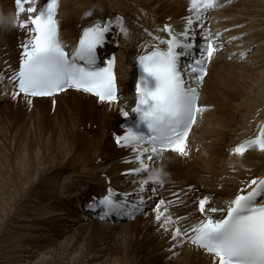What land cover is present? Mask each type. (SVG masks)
<instances>
[{
  "label": "bare ground",
  "instance_id": "obj_1",
  "mask_svg": "<svg viewBox=\"0 0 264 264\" xmlns=\"http://www.w3.org/2000/svg\"><path fill=\"white\" fill-rule=\"evenodd\" d=\"M3 1L0 0L4 22L2 23V48L8 45L6 38L10 32L6 29V22L11 18L10 14L12 15ZM191 4L192 0H62L60 17L63 19V37L70 41L73 36L78 35V25L87 23L82 20V16L89 9H95V16L103 17L122 11L134 22L153 27L158 22L163 23L160 21L162 16L174 25L181 23L182 17L185 16ZM241 7L243 10L240 11ZM175 8L176 11H174ZM216 19L223 28L246 25L237 32H243L246 35L244 42L247 49H253V51L249 60L241 64L244 66L241 72H228L225 69L219 72L218 80L213 85L209 84V79L214 71L209 73L203 88L202 99H207L213 109L207 112L197 125L199 127L204 119L207 120V123L204 122L207 128L203 130L205 134L199 145L200 149L191 157L190 155L185 157L182 164H178L177 176L172 177L176 180L170 178L168 182L169 188L185 186V182L180 177V168L185 167L195 176L201 187L207 191L216 192L219 196L217 204L221 205L223 202L232 200L244 183L247 184L251 179L264 175V152L252 150L245 153L243 157L232 155L231 150L227 152L231 146L251 135L256 124L264 119V0H241L218 12ZM164 22H166L165 19ZM141 34L137 35L138 40ZM9 44H12V48L9 47L8 51L14 52L11 39ZM134 47V40L126 45L127 50ZM123 58L119 60L117 70L124 100L128 101L134 97L136 74L131 58L126 55ZM14 92L16 91L9 89L0 77L1 120L6 113L9 114L7 110L11 109L13 112L21 110L22 103H28L29 99L36 105L35 109L32 107L33 111L40 112L39 103L44 104L47 101L60 100L69 96V101L66 99L64 104L60 105L61 108L56 109L58 113H64L69 122L72 121L71 126L74 131L81 129L87 132L101 129L103 131L102 133L99 131L98 135L89 132L90 135L88 134L84 141L88 143V146L93 147L91 154H96V157L89 156L84 149L83 152L80 150L82 142L76 134V151H71L63 158L28 156L19 161L18 167H10L9 171L12 172L10 180L0 181L2 191H0V256L4 255L8 264H68L67 261H74V264H147L143 261L144 255L141 256L140 253L132 255L128 253L129 257H127V251L124 248L123 252L121 249L122 253L114 252L109 255L110 239L114 236L108 235L98 240L102 242L100 246L92 245L93 238L99 236L97 233H89L94 223L79 225L80 222L85 221L95 222L89 220L79 208L91 201V198H88L83 203L84 194L89 191H94L93 195L105 194L108 181L121 189L136 187L132 186V179L121 175L132 168L131 165L122 163L129 152L116 149V145H113V153H108L104 151L105 146H103L106 138L104 132L108 130V127L122 131L118 133L122 135L131 126L128 122L129 118L123 115L125 110L120 105L118 108V105L101 102L96 98L72 91H66L55 98L48 99L25 98L21 94L14 98ZM25 106L28 105H24V109L26 108V114H29L28 110L31 106ZM119 118L122 120L120 124L116 122ZM197 127L194 129L193 138ZM208 141H210L209 144ZM174 155L172 153L166 155L163 165H167L168 161L177 163L178 160ZM83 159L92 163L90 169L82 170L86 168L84 166L81 169ZM100 159L101 162H99ZM2 161L0 160L1 166L5 164L4 162L2 164ZM7 176L8 174L6 178ZM220 186H222L221 191H216ZM35 201L41 203L36 204ZM46 207L49 212H46ZM70 208L73 210L72 216ZM155 208L149 215L142 216L136 221L144 219L140 231L142 235L139 238L145 236L147 240L153 242L152 244L158 246V252L161 254L158 256L159 259L156 258L159 263L215 264V259L204 251L186 246L179 238L173 239L175 228L168 224V230H165L164 213L161 212L163 217L157 221ZM191 210L192 222H195L199 215L195 214V210ZM131 224H125L122 227L96 222V225L107 228L112 233L120 229L125 230L132 226ZM12 229L18 231L12 233ZM19 231L25 235L19 237L22 235ZM64 235L69 236L65 239L61 238ZM128 238L129 234L124 233L123 243L128 244ZM42 245H47V248L43 249L44 251L48 249L47 253L41 252ZM154 253L153 256H155ZM41 255H43L42 258H40ZM35 258L41 259L42 262H33ZM157 259L154 261L152 259L151 262L155 263Z\"/></svg>",
  "mask_w": 264,
  "mask_h": 264
},
{
  "label": "snow or ice",
  "instance_id": "obj_2",
  "mask_svg": "<svg viewBox=\"0 0 264 264\" xmlns=\"http://www.w3.org/2000/svg\"><path fill=\"white\" fill-rule=\"evenodd\" d=\"M33 3L34 0H16L17 16L25 11L36 15H29L27 20L18 22L20 28L28 29L30 39L22 45L23 59L19 71L12 77L18 88L13 93L14 98L20 94L25 98L55 96L75 89L91 93L101 102L119 103L113 71L115 57L101 67L97 55V48L103 45L106 33L110 31V22L88 27L78 45L66 50L67 46L59 39V22L55 18L59 0H48L38 12L35 7H24ZM216 6L217 0H192L190 11L196 12L199 18ZM116 19L121 33L127 37L128 30L124 27L123 18ZM192 26L193 20L189 17L188 27L178 36L171 26L166 25L162 30L168 33L169 39L159 41L167 45L166 50L156 48L138 57L144 75L136 85L137 101L131 109L136 118L124 135L116 137L117 144L132 146L136 153L135 162L139 167L131 169L130 173L141 177L139 191L135 194L139 200L138 206L145 202L142 194L148 190L146 185L151 182L153 186H163L164 182L159 176H151L155 161L162 159L165 151L188 155L187 137L198 114L206 111L199 105L198 88L208 74L207 65L224 45L216 44L210 33L205 34V44L199 58L187 65L189 79L186 80L180 59L196 48ZM28 103L31 104L30 99ZM123 115L127 118L129 113L124 111ZM254 147L264 152V129L255 139L234 148L233 153L243 157ZM262 197L264 178L251 179L245 188L240 189V194L222 208L210 206L212 201L204 197L199 201V212L205 214L204 218L191 227L190 233L175 227L173 239L187 236L193 245L215 257V264H264V203L259 202ZM159 203L163 205L165 202L161 200ZM98 205L105 216L123 207L112 189L98 201ZM155 211L156 220L160 221L159 205ZM214 213L223 215L213 218L211 214ZM170 223L176 224L177 221L164 215L165 230H168Z\"/></svg>",
  "mask_w": 264,
  "mask_h": 264
},
{
  "label": "rangeland",
  "instance_id": "obj_3",
  "mask_svg": "<svg viewBox=\"0 0 264 264\" xmlns=\"http://www.w3.org/2000/svg\"><path fill=\"white\" fill-rule=\"evenodd\" d=\"M3 2L6 3L7 8H9L11 11V9H12V7L10 6L11 0H4ZM249 5H250V3H249ZM241 10H243L242 7L240 8V11ZM174 11H176V8ZM174 11H172V12H174ZM10 13H12V11ZM10 16H12V15L10 14ZM13 16H14V13H13ZM164 19L167 20L164 16H162L160 18L161 21H163ZM7 22H6V24H7V27L9 29L10 33L7 35L6 40L8 41L7 42L8 45L7 44L6 45L8 47L12 48V44H9V40L10 39L13 40L14 33L12 32L13 30H10V19L7 20ZM67 26L69 27V25H67ZM16 40H17V38L15 39V46H16ZM220 61H221V59H220ZM229 62H231V61H229ZM243 68H244V66L236 65V64H230L229 65L227 62L223 63V66H221L219 63H217L215 68H213V70L211 69V71H214L213 72L214 74L212 73L213 76L210 78V85H213L214 82H217V80H218L217 76H218L219 72L224 71L225 69H227L228 72H235V71L241 72L243 70ZM68 97L69 96H67L66 98L64 97L60 100H55V101H49V102L47 101L44 104L39 103L40 104L39 108L41 109L40 112H34L33 111L32 107L35 109V106H36V105H34V102H31V104L22 103L23 108H21V110L20 109L16 110V112H15V110H14V112H13V110L11 111V109L7 110L9 112V114L6 113L3 116V120L0 119V160L1 161L3 160L1 162L2 164L5 163L2 166L0 165L1 166L0 167V181L10 180L9 177L12 175V172L9 171L10 167H12V166L18 167L19 161L22 158L26 159L28 156H31V157L33 156L35 158H37V157L42 158V156H44L45 158H48V159H50L52 157L63 158L64 156L70 154L71 151H76V145H75V143L77 141L75 138L76 134L78 136L77 137L78 139L81 138L82 143L80 146L82 148L80 150L83 152V149H84L88 153L89 156L96 157V154H91V152H92L91 148H93V147H91L90 145L88 146V143L84 142V141H85L86 137L90 135L89 132H91L92 134H97L100 131V133H102L101 131H103V129H101L99 131L89 130V132L81 129V130H77L75 132L74 128L71 126L72 121L69 122L67 117L65 116V114L64 113H58V110L56 109V108H61L60 105L64 104V101L66 99H67V101H69L70 98H68ZM50 102H52V103L50 104ZM24 105H28L29 107L31 106L28 110L30 112L29 114H26V111H25L26 108L24 109ZM48 105H50V106L48 107ZM28 106H25V107H28ZM45 107L48 110L45 109ZM117 107L119 108V106H117ZM3 111H4V109H3ZM17 111H19V112H17ZM13 114H16V115L13 116ZM121 121L122 120L119 118L116 122L120 124ZM205 121L207 123V120L204 119V122ZM1 122H3V123L1 124ZM204 122H203V125L204 124L205 125L198 132V134H197L198 139H196L193 142V144H196V142L198 141L199 145H200V143L203 141L202 137L204 136V134H205L204 131L207 128L206 127L207 124ZM107 129L108 130H106L104 132L105 133L104 136L106 137L104 139V144H103V146H105L104 151H106L108 153H113V149H114L113 145H115L114 139H113L114 138L113 133L115 132L114 134H118V133H122V131L117 130V129H113L110 127H108ZM82 139H83V141H82ZM89 141H91V140L89 139ZM85 148H87V149H85ZM116 149H118V148H116ZM175 155H178V154H175ZM175 155H174V157H175ZM84 159H83V161L81 160L83 162L81 169L84 166V167H86V168L88 167V168L87 169L83 168L82 170H84V169L88 170L91 168L90 165H92V163L86 162ZM99 162H101V159L99 160ZM177 167H178V164H174V163L170 164L169 167L167 166L165 169V172H169L166 174H169L172 177L175 175L177 176ZM2 168H3V170H2ZM180 170H181L180 175L182 176V179L185 182L191 183L192 181H196L195 176L191 172H189L185 167L180 168ZM6 173L8 174L7 178H6V175H7ZM8 185H10V184H8ZM198 185H199V187H201V184L198 183ZM1 192H0V194H1ZM92 193H94V192L89 191L88 193L84 194L85 196H84L83 200L88 199ZM188 194H189V196L191 195L189 190H188ZM34 203L40 204L41 202L35 201ZM46 209H47L46 212H49L48 207H46ZM70 209H71V212H70V215H71L73 210H72V208H70ZM195 214H197V213L195 212ZM143 220L144 219H141V220L139 219L138 221L133 222L132 224L130 223L132 226H129L125 230H123V229H120L119 231L116 230L115 231L116 233H112L110 230H107V228L104 229L102 227H99L100 225L99 226L96 225V222L85 221L86 222L85 223V222H80L79 220L78 221L81 223L79 225H85V224L86 225H92L94 223L93 226L89 229V231H90L89 233H91V232L93 234L97 233V235H99L100 237L97 236L99 238H97V237H95V239L93 238L94 243L92 245L95 244L97 246H100L102 242H98V240H100V239L102 240V238L104 239L105 236H108V235L114 236L112 239H110L111 250L109 252V255H111L114 252L118 254V252H121V249H122V252L124 249H126L127 257H129L128 253H130L131 255L133 253H140L141 256L144 255L143 261H145L147 264H150V263L151 264H156V263L157 264H164V262H162V263L158 262V259L160 258L158 256L161 254L160 252H158V246L152 244L153 242L147 240L145 238V236H142L141 239L139 238L142 235L140 233V231H141V228L143 226ZM97 223H100V222H97ZM119 226L123 227V225H119ZM1 227H2V224H1ZM0 230H1V228H0ZM92 230H94V231H92ZM16 231H18V230L12 229V233L16 232ZM110 232H111V234H110ZM118 233H120V234H118ZM124 233H126V235H127V233L129 234V238H128L129 243L126 244L124 242L126 246L124 245V243L122 241ZM19 234H22V235H19V237L25 235V234L21 233V231H19ZM67 236H69V235H66V236L64 235L61 238L65 239ZM97 242H98V244H97ZM128 245H129V247H128ZM36 248L39 249L38 247H36ZM40 248H41V252H42V251H44L43 249L47 248V245H42V247H40ZM47 252H48V249L45 250L43 253H47ZM153 253L155 254V256H153ZM157 253H158V255H157ZM42 256L43 255H41L40 258H42ZM147 257H149V258H147ZM154 258L157 259V261L155 263L151 262L152 259H153V261L155 260ZM105 260L106 259H104V261ZM33 262L39 263L42 261H41V259L35 258V259H33ZM67 263L68 264L69 263L74 264V261H71V262L67 261ZM0 264H8L6 258H4V255L0 256ZM24 264H27V263H24Z\"/></svg>",
  "mask_w": 264,
  "mask_h": 264
}]
</instances>
